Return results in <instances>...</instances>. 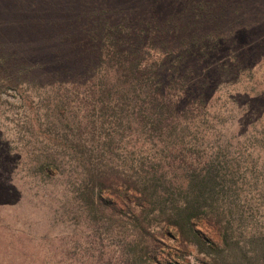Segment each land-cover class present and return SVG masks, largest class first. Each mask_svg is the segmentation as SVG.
Listing matches in <instances>:
<instances>
[{
	"label": "trees",
	"instance_id": "trees-1",
	"mask_svg": "<svg viewBox=\"0 0 264 264\" xmlns=\"http://www.w3.org/2000/svg\"><path fill=\"white\" fill-rule=\"evenodd\" d=\"M140 1L94 0L92 16L66 36L63 60L2 45L6 77L83 97L88 124L79 121L77 140L61 139L81 153L69 162L73 193L88 222L127 230L126 264H190L193 250L202 264H264V221L243 187L248 172L264 169L254 158L264 137L250 132L259 100L237 95L238 120L209 125L207 111L233 73L224 63L229 47ZM38 162L48 177L70 167Z\"/></svg>",
	"mask_w": 264,
	"mask_h": 264
},
{
	"label": "rangeland",
	"instance_id": "rangeland-1",
	"mask_svg": "<svg viewBox=\"0 0 264 264\" xmlns=\"http://www.w3.org/2000/svg\"><path fill=\"white\" fill-rule=\"evenodd\" d=\"M93 2L0 0V50L5 45L6 51H28L48 61L66 59L65 38L92 16ZM140 2L157 5L160 15L184 30L223 38L229 47L224 63L233 64V73L207 111L208 124H234L241 108L232 99L242 95L259 100L254 119L260 120L250 132L264 137V0ZM82 99L58 88L8 80L0 61V264H126L127 230L108 221L88 222L73 193L77 174L69 162L81 153L65 149L61 139L65 134L70 140L80 136L79 121L87 113ZM86 131L89 141L91 125ZM46 158L65 159L70 167L48 177L38 171V161ZM254 158L264 162V154ZM248 174L243 187H249L259 208L256 219L264 221V199L258 191L264 190V169ZM202 259L194 250L188 257L190 264H202Z\"/></svg>",
	"mask_w": 264,
	"mask_h": 264
}]
</instances>
